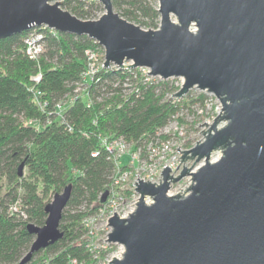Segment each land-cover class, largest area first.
I'll use <instances>...</instances> for the list:
<instances>
[{"label": "water", "instance_id": "water-1", "mask_svg": "<svg viewBox=\"0 0 264 264\" xmlns=\"http://www.w3.org/2000/svg\"><path fill=\"white\" fill-rule=\"evenodd\" d=\"M98 1L104 13L83 20L63 9L62 0H0V39L42 26L85 35L104 49L105 68L145 67L164 80L183 78L174 97L197 88L222 105L201 131L203 142L177 148L184 152L179 160L203 164L176 177L166 165L159 184L138 177L135 210L109 218L107 240L125 248L110 264H264V0H158L157 29L123 18L112 0ZM217 150L222 156L211 161ZM186 176L194 182L190 194L169 195L171 182ZM71 192L68 185L54 195L43 226H27L35 240L20 264L63 237Z\"/></svg>", "mask_w": 264, "mask_h": 264}, {"label": "trees", "instance_id": "trees-1", "mask_svg": "<svg viewBox=\"0 0 264 264\" xmlns=\"http://www.w3.org/2000/svg\"><path fill=\"white\" fill-rule=\"evenodd\" d=\"M112 3L141 28H159L158 0ZM62 7L83 20L104 13L98 0H63ZM31 30L0 39V264H20L35 240L27 226H43L47 204L68 185L63 237L25 264H92L84 218L108 202L115 179L129 168L121 162L118 172L102 140L123 137L135 153L157 139L183 103L169 98L178 90L171 79L145 82L136 69L101 68L85 78L86 52L104 51L85 35L47 28L45 50L31 58Z\"/></svg>", "mask_w": 264, "mask_h": 264}, {"label": "rangeland", "instance_id": "rangeland-1", "mask_svg": "<svg viewBox=\"0 0 264 264\" xmlns=\"http://www.w3.org/2000/svg\"><path fill=\"white\" fill-rule=\"evenodd\" d=\"M172 18L176 21L174 16ZM171 81L173 86L178 90L184 82L183 78H171ZM201 94L205 95L204 102L196 100ZM173 95H169V98L176 101L180 100L183 103L180 111L166 127L158 132L157 139L150 141L135 152L134 155L137 157L136 161L134 163L131 161L128 164L129 168L123 178L122 187L126 193L125 198L129 202L134 197L137 201L139 199V195L137 194L136 196H133L132 192L133 184L138 181V177L145 181L149 180L154 182L160 180V178H154L153 174H156L159 171L162 173L166 165L173 169L174 172L171 174L176 177L184 167L192 168V171H196L203 164V161L196 163L195 159H187L185 161L179 160V157L184 154V152L180 151L189 150L196 146L199 141L203 142L206 139L205 136L207 132L203 134L201 131H207L214 123L215 118L219 114H222V105L214 95L197 88L189 90V92L182 98H177ZM205 122L208 126L202 125ZM226 123L225 120L219 122L217 128L224 127ZM179 145L180 151H177ZM153 148H155L156 151H153ZM130 149L132 150L131 147ZM221 156L222 150H217L213 152L211 161L218 160ZM128 158L129 155L125 154L122 157V163L127 164ZM193 183L192 176L184 177L179 182L171 184L168 194L173 196L179 193L183 197L187 196L191 192L188 188ZM186 189L188 190L185 191ZM146 200L149 202L152 199L149 200V198H147ZM129 202H127L126 205H128ZM115 206L117 205L115 204ZM118 207L117 211L120 212L122 207ZM110 209L107 206H103L84 218V224L88 236L86 239L89 242L88 246L90 247L94 260L92 264H110L109 261H112L119 252L123 251V254L125 252L124 246L110 243L107 240L108 235L111 232L108 220L113 216ZM85 212L88 211L85 210ZM123 254L120 259L123 258Z\"/></svg>", "mask_w": 264, "mask_h": 264}, {"label": "built area", "instance_id": "built-area-1", "mask_svg": "<svg viewBox=\"0 0 264 264\" xmlns=\"http://www.w3.org/2000/svg\"><path fill=\"white\" fill-rule=\"evenodd\" d=\"M47 28L48 27H46V26L35 27V28H32V30L28 33V36L26 37L25 43H26V52L29 55V57L37 58L45 50L44 30ZM48 29H50V28H48ZM50 31H55V30L50 29ZM86 54H87V59H88V65H87V70L85 72V78H88V77L95 75L101 68H105L104 67L105 52L103 51V53H102L96 49H92V50H88L86 52ZM136 70H138V72L141 74V76H143L145 82L151 83L155 79L156 80L162 79L160 77H154L151 74H148L147 72H150V70L148 68L140 67V68H136ZM40 78H41V76L38 75L35 77L34 80L39 81ZM102 143L106 147V149L108 150L110 155L113 157L116 165L118 166V172L120 170L119 166L122 162V157L125 154L129 155L127 165L131 161H132V163H134L137 159V157H135V155H134L135 153L132 152V150L130 149L131 145L129 143H127V141L123 137H118V138H114V139H110V140L107 138H104L102 140ZM152 150L156 151L155 148H153ZM127 170L122 171L120 173V175L115 179V185L110 190L109 200L104 205L105 207L107 206L109 209L111 208L110 211H111L112 215H114L116 213L121 217H127L136 208L137 199L134 197L129 202L125 198L126 193L122 187L123 178L126 175ZM173 172L174 171L172 169L171 173H173ZM153 176H154V178H156V177L160 178V180H156V181H154V183L159 184L162 182L163 176H162L160 171L157 172L156 174H153ZM135 184L136 183L133 184V188H132L133 196L137 195L136 190H135L136 189ZM147 198H149V200L151 199L150 197H147ZM124 199H125V202H124ZM127 202H129L128 205H126ZM150 202H152V200H150L148 203H150ZM115 204L117 206H115ZM118 206H121V207L125 206V207H122V209L119 212V211H117V208H119ZM121 211H123V212L121 213Z\"/></svg>", "mask_w": 264, "mask_h": 264}, {"label": "bare ground", "instance_id": "bare-ground-1", "mask_svg": "<svg viewBox=\"0 0 264 264\" xmlns=\"http://www.w3.org/2000/svg\"><path fill=\"white\" fill-rule=\"evenodd\" d=\"M187 177V176H186ZM182 180V179H181ZM179 182V181H178ZM173 182H171V184H172ZM171 188V187H170ZM122 254H123V251H121V252H119V254L116 256L117 258H121V256H122Z\"/></svg>", "mask_w": 264, "mask_h": 264}]
</instances>
